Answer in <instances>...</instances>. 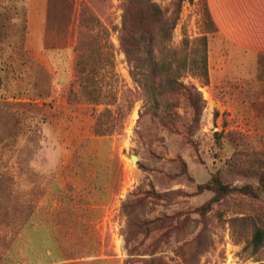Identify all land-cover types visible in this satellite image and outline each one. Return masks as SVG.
I'll use <instances>...</instances> for the list:
<instances>
[{
  "label": "rangeland",
  "instance_id": "374dc122",
  "mask_svg": "<svg viewBox=\"0 0 264 264\" xmlns=\"http://www.w3.org/2000/svg\"><path fill=\"white\" fill-rule=\"evenodd\" d=\"M82 10L103 57L92 104L67 99L79 91ZM122 14V0H0V264H264V239L250 243L264 231L263 67L243 74L257 82L221 78L205 1L184 0L170 49L208 37V82L180 77L201 95L198 122L183 101L173 129L145 99L125 116L121 92L140 90L119 47ZM213 176L258 195L233 192L200 211L213 192L197 187ZM151 188L166 201L125 210ZM173 215L175 231L137 227Z\"/></svg>",
  "mask_w": 264,
  "mask_h": 264
},
{
  "label": "trees",
  "instance_id": "16d2710c",
  "mask_svg": "<svg viewBox=\"0 0 264 264\" xmlns=\"http://www.w3.org/2000/svg\"><path fill=\"white\" fill-rule=\"evenodd\" d=\"M122 1L123 14L118 37L119 47L125 56L129 76L140 90V93L137 94L127 88L121 92V107L124 108L125 116L130 113L133 104L137 100L140 98L145 99L144 106L149 103V108L153 109L154 112L163 109V112L158 115V125L162 128L173 129L174 126L168 121V117L171 115V110L178 108L179 102L183 101L191 108L193 113L191 123L196 124L202 110L201 95L194 85L185 84L180 77L189 75L203 84L208 82L207 35L202 34L195 38L184 37L175 48L170 49L173 31L179 22L184 0H170L169 7L166 9H162L159 4L152 0ZM208 19L210 20L209 14ZM79 23L80 27L82 26L84 29L78 32L74 65V79L78 81L79 91L74 95L70 91L67 99L69 102L98 103V89L95 79L92 77V68H94L93 65L100 64L103 59L101 47L93 33H91L93 18L85 16L82 10ZM169 51H172V60H169L166 56ZM175 64L177 71H179L177 74L173 71ZM261 184L264 187V180ZM203 189L213 192V197L201 206L200 211L210 208L212 203L233 192L254 197L258 195L256 194L257 190L250 185L238 188L230 187L217 176H213L209 183L197 187L198 191ZM170 194L173 193L170 192ZM167 196L169 194L157 193L151 188L149 191L142 193V198L132 201L130 205L124 204L127 207L126 209L124 207V209L137 207L147 199L165 202ZM176 218V215L164 219L158 217L146 224L138 222L137 227L153 225V230L164 229L166 233L170 229H175L178 222L174 226L171 223ZM157 224L159 225L156 228L155 225ZM263 239L264 231L256 227L250 241L254 250L261 247ZM158 261L159 264H166L163 258H159Z\"/></svg>",
  "mask_w": 264,
  "mask_h": 264
},
{
  "label": "crops",
  "instance_id": "0c3cea01",
  "mask_svg": "<svg viewBox=\"0 0 264 264\" xmlns=\"http://www.w3.org/2000/svg\"><path fill=\"white\" fill-rule=\"evenodd\" d=\"M205 3L215 29L216 71L221 78H232V72H238L242 81L257 82L260 78L243 74L249 72L250 65L254 70H260L259 66L264 69V0ZM260 76L264 79V74Z\"/></svg>",
  "mask_w": 264,
  "mask_h": 264
},
{
  "label": "water",
  "instance_id": "95a60500",
  "mask_svg": "<svg viewBox=\"0 0 264 264\" xmlns=\"http://www.w3.org/2000/svg\"><path fill=\"white\" fill-rule=\"evenodd\" d=\"M131 160L136 162L137 161V157L131 156Z\"/></svg>",
  "mask_w": 264,
  "mask_h": 264
}]
</instances>
